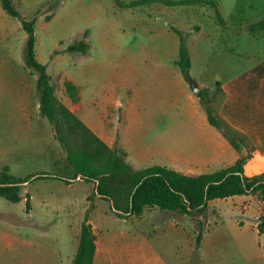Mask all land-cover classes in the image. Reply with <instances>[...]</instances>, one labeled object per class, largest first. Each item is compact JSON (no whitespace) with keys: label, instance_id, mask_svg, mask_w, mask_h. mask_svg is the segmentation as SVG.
Here are the masks:
<instances>
[{"label":"rangeland","instance_id":"374dc122","mask_svg":"<svg viewBox=\"0 0 264 264\" xmlns=\"http://www.w3.org/2000/svg\"><path fill=\"white\" fill-rule=\"evenodd\" d=\"M14 1L25 19L41 11L36 27V54L41 63L48 65L60 101L70 98L65 80L76 78L83 80L85 100L106 96L109 101L124 102L123 98H117L124 89L113 88L112 82L120 64L134 65L139 96L134 111L140 115L135 124H140L137 133L142 140L132 150L131 160L140 169L155 165L170 167L171 154L181 143L196 142V132H191L185 142H179L175 127L181 124L190 127L192 122L190 118L177 116L180 109L177 104L171 105L177 91L174 72H167L169 96L160 90L164 82L156 64L165 62L151 53L160 45L174 49L173 42L178 37L171 29L184 32L181 30L184 23L193 31L203 29L206 39L202 37L200 41L207 40L208 47H200L199 41L196 42L193 75L205 79L209 86L264 57V28L252 27L264 21V0H63L52 11L47 7L54 0ZM163 1H215L217 8L207 3L171 8ZM48 16L51 20H47ZM84 30L92 34L91 56L65 53ZM26 37L21 22L7 14L0 4V170L7 166L11 174L20 178L40 173L58 175L69 178L70 183L62 179H36V175L22 184L21 202L13 203L0 196V264H71L85 215L100 197L94 195V182L74 174L53 128L36 109L37 76L25 67L23 60ZM109 42L122 49L123 54L105 53L104 47ZM93 64L99 65L100 73L91 70ZM20 98L24 102L22 113ZM166 99L170 101L165 107L170 134L161 141L160 123L164 119L151 117L150 113L163 110ZM109 122L117 123L112 118ZM145 130L151 133H144ZM28 194L30 210L26 206ZM105 204L104 208L112 213V203ZM261 215L264 203L256 195L241 202L233 199L209 202L203 215L192 217L197 228L194 239L199 221L204 222L206 234L218 228L209 236L212 245L208 252L205 250L208 256L205 264H264V236L257 229ZM199 262L203 264L201 255L199 261L193 258L190 264Z\"/></svg>","mask_w":264,"mask_h":264},{"label":"crops","instance_id":"0c3cea01","mask_svg":"<svg viewBox=\"0 0 264 264\" xmlns=\"http://www.w3.org/2000/svg\"><path fill=\"white\" fill-rule=\"evenodd\" d=\"M168 7L178 8V6ZM182 11L178 13L181 14ZM154 30L152 28V31ZM181 30L186 33V44L191 56L190 75L200 90H209L211 106L213 105L215 113L235 131L245 136L249 142L250 157L244 164V174L252 177L264 173V57H260L225 79L218 78L214 86H209L205 79H198L193 75V48L198 41L200 47H208L207 40L200 41L205 38L203 29L193 31L184 23ZM170 31L177 35L172 29ZM177 37L178 40L173 42L174 49L169 50L160 45L151 50V53L156 55L160 62H165L164 65L156 64L164 82V85L160 84V90L164 95L169 96L171 88L168 85L170 81L168 82L167 72H174L176 83L173 82V84L177 86V91L174 92L176 96L171 105L177 104L180 109L177 116L183 119L190 118L192 122L190 127H182V124L175 127L179 142L181 143L182 140L185 142L184 140L190 136L191 132H196L197 136L196 142L183 143V145L181 143L177 147L175 154H171L170 167L167 168L191 176L214 173L233 166L241 155L248 154V148L244 147L238 151L216 127L209 123L200 99L192 91L181 68L176 64L180 50V37L179 35ZM88 40L92 48L91 33ZM104 49L107 54H123L122 49L116 48L110 42L105 45ZM47 69L49 72L48 65ZM91 70L100 73L97 64L91 65ZM115 73L112 86L116 89H124L125 92L118 94L117 97L123 98L124 102L118 99L109 101L106 96L93 101L90 98V100H85L83 80L79 81L76 78L65 80V82H71L78 87V102L73 103L69 97L61 102L109 147L123 149L127 153L129 163L134 168L140 169L131 160L132 150L137 148L142 140L141 135L137 133L140 124H135L140 115L134 111L139 97H137L138 91L135 88L138 78L134 74V65L128 62L120 64ZM147 78L148 76L145 77ZM169 102L168 99L163 100L164 109H160L161 111L155 114L150 113L151 117L164 119L160 123L161 141L170 134V125L167 123L168 113L165 111ZM23 103V98H20L19 111L21 113L24 110ZM39 107L38 101L36 107L38 112H40ZM110 118L117 123H110ZM144 133L150 134L151 131L145 130ZM139 157H141L140 154ZM249 196L251 195H236L226 199L241 202ZM105 203L106 201L101 197L98 198L90 212L89 223L92 226L96 245L93 264H190L193 258L197 260L194 239L197 228L191 216L177 217L175 215L180 214L154 207L147 208L140 216L141 220L134 215L122 219L116 215L115 211L108 212V209L103 206V204L106 205ZM213 229L211 231H214ZM211 231L204 233L199 248L203 264L208 258L205 256V250L208 252L209 246L212 245L209 240Z\"/></svg>","mask_w":264,"mask_h":264},{"label":"trees","instance_id":"16d2710c","mask_svg":"<svg viewBox=\"0 0 264 264\" xmlns=\"http://www.w3.org/2000/svg\"><path fill=\"white\" fill-rule=\"evenodd\" d=\"M62 1L54 0L48 4L47 9L52 11L59 7ZM163 3L168 6L207 3L217 8L215 1H163ZM0 4L7 14L21 22L27 34L23 60L25 67L37 76L36 87L40 115L45 117L53 128L56 138L67 154L66 161L74 174L81 175L86 181L94 182L96 185L94 195L111 202L118 217L122 219L133 215L140 217L147 208L154 207L195 217L206 212L209 202L236 195H256L264 203V173L252 177L244 174V164L250 157L249 142L245 136L235 131L215 113L211 106L209 90L202 89L197 94L205 108L209 123L220 130L238 151L245 147L249 148V153L241 155L231 167L198 176L182 174L160 165L136 169L127 160V153L123 149L109 147L57 97L47 65L41 63L36 54V27L41 11H37L32 18L25 19L14 0H0ZM47 20H51V16H48ZM252 27L264 28V21L253 24ZM173 31L180 37L179 59L176 64L188 81L191 56L186 44V34L175 28ZM89 35V30L81 32L64 52L72 55L79 54L83 57L88 56L91 49ZM55 53L61 52L56 51ZM65 88L70 98L78 102V87L71 82H66ZM36 175V179H62L70 183L67 177L47 173L34 174L25 178L16 177L5 166L0 170V196L13 203L21 202L24 198L22 184ZM30 198L28 194L26 197L28 210L31 209ZM92 210L93 206L87 211L81 225L78 250L71 264H93L96 245L92 226L89 223ZM197 225L199 231L195 239V258L197 257L199 261L204 222L199 221ZM257 229L259 235L264 236V215L259 217Z\"/></svg>","mask_w":264,"mask_h":264},{"label":"water","instance_id":"95a60500","mask_svg":"<svg viewBox=\"0 0 264 264\" xmlns=\"http://www.w3.org/2000/svg\"><path fill=\"white\" fill-rule=\"evenodd\" d=\"M188 83H189L192 91L195 94H198V92L200 91V88H199L198 84L195 82V80L191 76L188 78Z\"/></svg>","mask_w":264,"mask_h":264}]
</instances>
